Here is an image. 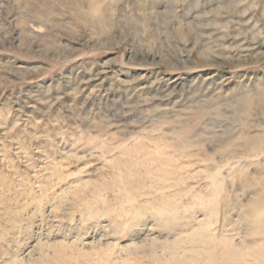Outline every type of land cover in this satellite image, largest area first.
I'll return each mask as SVG.
<instances>
[{
	"label": "rangeland",
	"instance_id": "obj_1",
	"mask_svg": "<svg viewBox=\"0 0 264 264\" xmlns=\"http://www.w3.org/2000/svg\"><path fill=\"white\" fill-rule=\"evenodd\" d=\"M240 37L264 0H0V264H264Z\"/></svg>",
	"mask_w": 264,
	"mask_h": 264
},
{
	"label": "bare ground",
	"instance_id": "obj_2",
	"mask_svg": "<svg viewBox=\"0 0 264 264\" xmlns=\"http://www.w3.org/2000/svg\"><path fill=\"white\" fill-rule=\"evenodd\" d=\"M246 22L250 23V19H248ZM240 38H241L240 39L241 41L239 43L241 47L239 48V52L242 53V55L252 54L258 51L259 49H261L262 47H264V42L262 41V39L261 40H253V39L250 40L244 37H240ZM104 73H106V71H100L99 73H97V75L104 74Z\"/></svg>",
	"mask_w": 264,
	"mask_h": 264
}]
</instances>
